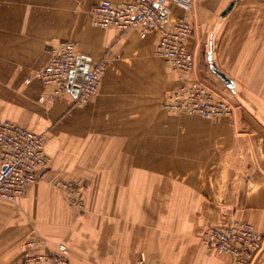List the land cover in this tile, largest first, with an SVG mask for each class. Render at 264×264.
<instances>
[{"label": "crops", "instance_id": "obj_1", "mask_svg": "<svg viewBox=\"0 0 264 264\" xmlns=\"http://www.w3.org/2000/svg\"><path fill=\"white\" fill-rule=\"evenodd\" d=\"M101 1L0 0V122L45 134L51 158L18 201L0 199V264H51L34 258H58L61 243L71 264H137L142 253L153 263L230 264L201 234L241 220L264 235V0L172 1L170 25L194 26L193 77L236 105L216 119L166 111L181 79L159 56V32L95 25ZM66 39L108 61L85 104L72 92L51 98L34 75ZM80 197L84 205L72 202ZM254 264H264V246Z\"/></svg>", "mask_w": 264, "mask_h": 264}, {"label": "built area", "instance_id": "obj_2", "mask_svg": "<svg viewBox=\"0 0 264 264\" xmlns=\"http://www.w3.org/2000/svg\"><path fill=\"white\" fill-rule=\"evenodd\" d=\"M173 0H126L120 3L102 0L92 12L93 23L100 27L127 30L139 27L144 37L150 31L159 32L158 53L184 80L168 98L167 106L175 111H188L207 119L232 118L230 101L216 93L208 84L193 77L196 59L188 45L194 26L186 18L170 25ZM49 63L36 72V77L54 85V93L72 92L78 100L87 101L99 90L106 70L104 59L94 60L80 53L74 40H61L50 48ZM82 75V82L77 76ZM32 76L26 78L27 82ZM46 136L10 120L0 122V199L16 202L27 187L45 175L50 156L45 151ZM204 239L209 247L228 257L230 264H254L264 246V235L246 221H234L224 228L207 230ZM58 258L36 257L53 264H69V248L60 246ZM97 264V263H96ZM118 264V263H114ZM138 264H153L142 254Z\"/></svg>", "mask_w": 264, "mask_h": 264}, {"label": "rangeland", "instance_id": "obj_3", "mask_svg": "<svg viewBox=\"0 0 264 264\" xmlns=\"http://www.w3.org/2000/svg\"><path fill=\"white\" fill-rule=\"evenodd\" d=\"M72 40V39H71ZM61 41V40H60ZM58 43V42H57ZM57 43H55V44H57ZM54 45V44H53ZM49 52H50V56H49V60H48V62H47V64L49 63V61H50V59H51V51L49 50ZM85 54H88V53H85ZM88 55H90V54H88ZM91 57H93L92 55H90ZM160 56V55H159ZM164 58V57H163ZM93 59L94 60H99V59H95L94 57H93ZM100 59H104L105 61H106V63H107V65H108V61H107V59L105 58V57H103V58H100ZM164 61L167 63V65H169V66H171V67H173L170 63H168V61L164 58ZM46 64V65H47ZM45 65V66H46ZM44 66V67H45ZM44 67H42V68H39L38 70H36V72L37 71H39L40 69H43ZM107 68V67H106ZM174 68V67H173ZM175 69V68H174ZM175 71H177L176 69H175ZM36 72H35V74L34 75H36ZM178 72V71H177ZM179 73V72H178ZM104 74V73H103ZM179 75V77H180V79H181V82H180V84L176 87V89L180 86V85H182L183 84V82H184V80L181 78V76H180V73L178 74ZM103 76V75H102ZM33 77V76H32ZM197 78V77H196ZM39 79V78H38ZM197 79H199V80H201L200 78H197ZM41 80V79H40ZM42 81V80H41ZM202 82H204V80H201ZM43 82V81H42ZM44 83V82H43ZM204 83H206V82H204ZM44 84H46V83H44ZM207 84V83H206ZM46 85H50V86H52V94H51V98H54V97H58V96H60V95H62V94H64L65 92H67V91H65V92H63V93H61V94H55L54 93V85H52V84H46ZM209 85V84H208ZM216 93H218V94H220L221 96H224L225 98H227L229 101H230V103H231V105H232V107H233V110L235 109V107H236V105H235V103H233L232 102V100L225 94V93H223V92H221V91H219V90H217L214 86H212V85H209ZM99 88H100V86H99ZM175 89V90H176ZM175 90H173L170 94H168L167 95V97H166V103H165V105H164V108L166 109V111L167 112H169V113H172V114H178V113H182V112H186V113H190V112H188V111H175V110H173V109H171L170 107H168L167 106V101H168V98H169V96L175 91ZM99 91V90H98ZM97 94V93H96ZM96 94H94V95H92L91 97H89L88 99H87V101H80V100H78V98L76 97V95H75V104H85V103H87V102H89ZM42 99L44 100V99H46V97L45 96H43L42 97ZM190 114H192V113H190ZM200 116V115H199ZM202 117V116H201ZM204 118V117H203ZM221 118V117H220ZM207 119V118H206ZM214 119H216V118H214ZM46 151V150H45ZM48 154V153H47ZM49 155V154H48ZM51 159V158H50ZM50 163H51V160H50ZM50 168V167H49ZM85 185V184H84ZM83 184H81V182H77V181H71V182H69L68 183V187L69 188H71V191H76L77 190V192L78 191H80V192H84V190H85V187L83 188V186H84ZM72 202L74 203V204H76V205H79V206H81V205H84V203H83V199L80 197L79 199H73L72 200ZM239 221V220H238ZM229 225V224H228ZM224 226L225 225H213L212 227H215V228H224ZM212 227H210V228H208L207 230H209V229H211ZM207 230H205L202 234H201V242H202V244H204L205 246H207V248H209V249H211L210 247H209V245L207 244V242L205 241V239H204V233L207 231ZM62 244H64V243H61L60 244V246L62 245ZM66 245V244H65ZM60 246H59V248H60ZM67 246V245H66ZM218 254H221V253H219V252H217ZM61 250H60V254H59V256H61ZM142 254H145V253H142ZM141 254V255H142ZM145 256H146V254H145ZM68 257V256H67ZM147 257V256H146ZM148 258V257H147ZM140 259V258H139ZM69 260V259H68ZM149 260V259H148ZM150 261V260H149ZM114 263H117V262H114ZM113 263V264H114ZM139 263V260H138V262H137V264ZM153 263V262H152ZM51 264H53L52 262H51ZM69 264H71L70 263V261H69ZM119 264V263H118ZM153 264H172V263H170V262H166V263H153Z\"/></svg>", "mask_w": 264, "mask_h": 264}, {"label": "water", "instance_id": "obj_4", "mask_svg": "<svg viewBox=\"0 0 264 264\" xmlns=\"http://www.w3.org/2000/svg\"><path fill=\"white\" fill-rule=\"evenodd\" d=\"M235 5V1L232 2L230 4V6L227 8V10L225 11V13H228L232 7ZM212 69L219 74V76L230 86L233 87L234 86V81L233 79H231L222 69L218 68L215 65H212ZM77 82H82V75L77 76Z\"/></svg>", "mask_w": 264, "mask_h": 264}]
</instances>
